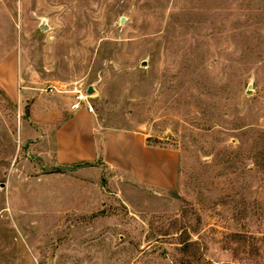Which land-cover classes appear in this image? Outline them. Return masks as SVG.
Returning <instances> with one entry per match:
<instances>
[{
    "label": "rangeland",
    "instance_id": "374dc122",
    "mask_svg": "<svg viewBox=\"0 0 264 264\" xmlns=\"http://www.w3.org/2000/svg\"><path fill=\"white\" fill-rule=\"evenodd\" d=\"M0 49L175 153L167 190L41 177L0 91V264H264V0H0Z\"/></svg>",
    "mask_w": 264,
    "mask_h": 264
},
{
    "label": "crops",
    "instance_id": "0c3cea01",
    "mask_svg": "<svg viewBox=\"0 0 264 264\" xmlns=\"http://www.w3.org/2000/svg\"><path fill=\"white\" fill-rule=\"evenodd\" d=\"M25 72L16 52L0 49V91L20 110L28 105L20 125V143L35 156L41 177L97 185L115 178L124 184L167 190L174 184L175 153L150 147L137 132L104 127L93 113L83 108L72 110L75 94L58 91L41 93L26 86ZM87 89V88H86ZM20 90L22 92H20ZM67 168V169H62ZM105 177V178H104Z\"/></svg>",
    "mask_w": 264,
    "mask_h": 264
},
{
    "label": "built area",
    "instance_id": "2783aa9c",
    "mask_svg": "<svg viewBox=\"0 0 264 264\" xmlns=\"http://www.w3.org/2000/svg\"><path fill=\"white\" fill-rule=\"evenodd\" d=\"M46 91L48 93H52V92L56 91V89L53 86H49V87H47ZM58 91L60 92V90H58ZM87 98H88V95L86 94V92L80 93V91H77L75 93L76 102L71 105V109L72 110H78L80 108H83L86 111L93 113L94 112L93 106Z\"/></svg>",
    "mask_w": 264,
    "mask_h": 264
},
{
    "label": "water",
    "instance_id": "95a60500",
    "mask_svg": "<svg viewBox=\"0 0 264 264\" xmlns=\"http://www.w3.org/2000/svg\"><path fill=\"white\" fill-rule=\"evenodd\" d=\"M121 21H122V20H121ZM39 28H40L41 30H47V26H46V24H44V23L40 24ZM94 93H95L94 88H93L92 86H88L87 89H86V94H87L88 96H90V95H92V94H94ZM62 169H67V168H62Z\"/></svg>",
    "mask_w": 264,
    "mask_h": 264
}]
</instances>
